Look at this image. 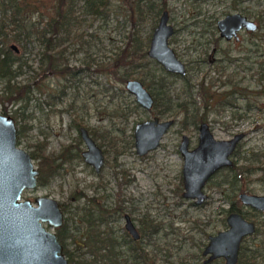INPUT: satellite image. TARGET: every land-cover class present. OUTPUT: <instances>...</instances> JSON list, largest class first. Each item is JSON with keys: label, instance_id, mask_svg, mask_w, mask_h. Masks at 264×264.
Listing matches in <instances>:
<instances>
[{"label": "rangeland", "instance_id": "rangeland-1", "mask_svg": "<svg viewBox=\"0 0 264 264\" xmlns=\"http://www.w3.org/2000/svg\"><path fill=\"white\" fill-rule=\"evenodd\" d=\"M136 1L108 0L106 9L96 16L87 13L83 2L78 1L69 33L60 34L54 49L58 68H70L74 74L37 71L38 53L42 49L37 41L32 40L25 46L13 39L0 43V49H10L14 44L18 52L11 49L12 55L31 66H23L22 73L14 80L32 88L24 111L26 119L17 123L20 130L17 145L29 154L36 152L39 143L44 145L45 153L55 157L62 152L66 155L64 160L57 159L61 165L53 176L23 191L21 198L35 205L36 197L48 196L65 205V246L79 256L75 262H80V258L96 259L95 264H107V260L96 258L98 252L92 249L90 231L83 219L85 212L91 211L93 217L106 215L107 219L97 228L112 236L111 232L125 223L123 214L113 209L119 200H127L123 211L132 213L136 223L144 218L151 223L146 230L152 231L147 238L146 264H201L204 259L201 252L208 236L227 228L225 211L234 203L257 227L241 246L247 255L256 256V264H264V212H255L237 200L241 190L264 195L261 180L264 172V0H241L239 5H234L236 0H147L142 3L141 17ZM199 8L204 13L196 15ZM163 10L168 12V22L174 29L168 45L186 65V75L180 77L165 71L147 54L135 59L132 65L117 64L116 54L125 49L133 51L136 41L147 51ZM235 11L247 13L250 19L262 13V22L257 32L241 33L240 44L246 45V51L231 52V57L241 54L248 59L225 62L217 71L207 61L213 46L212 19ZM24 16L35 25L42 24L36 12L28 11ZM217 45L226 48L231 44L218 42ZM125 70L130 74L121 80ZM36 71L41 76L37 82ZM128 79L142 81L152 93L164 83L166 95L171 99L170 107L164 110L162 106H153L151 110H144L126 90ZM207 93L210 97L205 98ZM183 103L189 107L188 114L180 106ZM2 106L13 116V110L21 105L0 101V113ZM153 117L173 119L174 124L158 148L139 156L134 146V126ZM201 120L209 123L219 140L243 133L232 155L243 175L232 192L223 183L231 180L232 173L219 171L205 185L206 201L196 205L192 199L182 196V159L177 148L183 134L188 136L190 147L196 146ZM78 122L82 125L77 126ZM81 126L88 129L103 150L105 163L99 173L81 156L85 150L79 136ZM38 161L33 159L35 167ZM125 180L132 182L121 192L120 185ZM98 206L109 212L99 214ZM43 225L53 230L46 223ZM118 232L122 234L121 230ZM123 252L119 261L132 264V259L126 258L127 252ZM212 264H223V260Z\"/></svg>", "mask_w": 264, "mask_h": 264}, {"label": "water", "instance_id": "water-1", "mask_svg": "<svg viewBox=\"0 0 264 264\" xmlns=\"http://www.w3.org/2000/svg\"><path fill=\"white\" fill-rule=\"evenodd\" d=\"M168 21L169 14L163 10L153 29L146 54L161 64L165 71L184 76L185 64L168 45V39L174 32ZM243 26L248 30L255 29L253 22L239 14L227 15L218 22L221 35L226 38ZM10 47L17 51L14 44ZM125 88L142 108H152L153 97L141 81L128 79ZM172 124V119L159 120L157 117L136 123V153L144 155L156 148ZM198 131V145L189 150L188 137L184 134L179 150L184 158L183 195L201 203L206 197L201 190L203 185L217 169L232 165L231 154L243 134H236L228 140L215 139L207 122L200 123ZM79 135L85 145V150L81 152L84 162L99 172L104 164L102 149L86 128L80 127ZM16 136L14 119L0 114V264H68L55 232L64 222L59 202L48 196L36 197L35 205L29 199L21 200L23 190L36 186L39 171L33 166L30 154L16 146ZM239 199L244 205L264 210L263 195L241 193ZM226 222V230L209 236L202 252L209 255L205 263L223 258L225 264H236L243 238L255 232V224L239 213L229 214ZM44 223L53 230H48ZM126 227L137 236L129 220Z\"/></svg>", "mask_w": 264, "mask_h": 264}, {"label": "trees", "instance_id": "trees-1", "mask_svg": "<svg viewBox=\"0 0 264 264\" xmlns=\"http://www.w3.org/2000/svg\"><path fill=\"white\" fill-rule=\"evenodd\" d=\"M78 1L83 2V7L85 11L91 15H99L102 13L104 9H106L108 5V0H2L0 2V43L4 41H8L13 39L16 42H21L24 46L34 40L42 46L39 54V66L37 71H41L46 73L47 71H51L54 74H62L63 72L74 74L70 68H58L55 62L54 56V47L56 45L57 40H59V36L61 33H69V28L71 21L73 20V14L75 11V7ZM143 2H147V0H137L136 1V9L139 17L142 16L144 12ZM150 9V8H149ZM36 12L40 16V21L42 24L35 25L31 23L24 14L26 12ZM264 18V17H263ZM131 41H135L132 37L129 38ZM61 53L63 50L60 51ZM118 57L117 64H130L133 63L135 59L144 58L146 55V50L143 46H141L137 41L134 44L133 51L122 50L121 53L116 54ZM23 66L31 68V66L27 65V61L23 60L20 57L14 56L11 53L9 48L0 49V82L3 83L2 88H0L1 95L3 98L0 100L2 104L4 102H12L16 104L18 102L23 103V106L16 108L13 111L15 118L24 121L26 117L24 116L25 108L30 100V93L32 88L29 84L19 85L15 83V77H17L20 73H22ZM35 72L37 78H35V82L40 79L39 72ZM130 74L129 70H125L124 76L120 79L124 80ZM40 76V77H38ZM187 89H190V85L185 84ZM64 90H62V93ZM154 96V106L163 107L164 110L168 109L171 103V99L167 97L165 91L164 83H161L159 89H153ZM210 97L208 93L205 98ZM48 103V102H47ZM186 114H188L187 104H180ZM3 114H6V107L2 106ZM194 115V114H193ZM77 126L82 125V123L78 122ZM35 159H39L38 167H39V182L42 184L47 181L51 176H53L60 165L57 163V159L61 158L64 160L66 155L64 152L60 153L58 156H53L51 154L45 153L44 145L41 144L40 148L32 153ZM230 171L231 180L230 184L236 183L239 178L243 175V172L240 171L237 166H233L232 168L227 169ZM261 180L264 181V172H262ZM97 212L101 215H105L106 211L104 208L98 206ZM231 210H233L231 208ZM104 216L98 217L102 219ZM90 221V220H89ZM87 227L93 236V242L95 244H100V248L102 245H105L108 250L112 251V237L108 233L105 235L102 231H100L96 227V223H87ZM65 228L64 225L62 228L57 230V238L64 246L63 252L64 255L69 258L70 264H95L97 261L90 260V262L85 261L80 258V262H75L79 259L73 252H68L67 248L64 245L65 240ZM152 233V231H151ZM98 258V257H96ZM256 256L255 255H247L243 248L241 247L239 259L237 264H256ZM110 260V259H109ZM95 261V262H94ZM108 263V261H107Z\"/></svg>", "mask_w": 264, "mask_h": 264}, {"label": "flooded vegetation", "instance_id": "flooded-vegetation-1", "mask_svg": "<svg viewBox=\"0 0 264 264\" xmlns=\"http://www.w3.org/2000/svg\"><path fill=\"white\" fill-rule=\"evenodd\" d=\"M241 0H236V2H235V4L234 5H239V4H241ZM231 7H232V5H231ZM197 12H196V15H201V14H203L204 12L199 8L198 10H196ZM262 13H264V12H262ZM261 13V14H262ZM230 14H239V15H241V16H243V17H245L247 20H249V21H251V22H253V24L255 25V29H253V30H248V29H246V27H241L239 30H237L236 31V33L234 34V35H232L230 38H226V37H224V36H222L221 35V31L219 30V28H218V22H219V20H221V19H223L225 16H227V15H230ZM261 14H259L258 13V15H257V17H255V18H249V15H247V13H245V15L242 13V12H240V11H235V12H226V13H224L223 15H222V17H218V18H216V17H213V19H212V21H213V24H212V27H211V29H210V35H212L213 37H214V39H213V37L212 36H210V38L212 37V41H211V44H213V46L211 47V49H210V53L208 54V63L211 65V67L213 68V69H215V70H217V71H219L220 69H222L223 67H224V63L225 62H230V63H232V62H235V61H237V60H246V59H248L246 56H240L241 54H238V55H236L237 56V58L236 57H231V52H234V51H237V52H244V51H246V45H242V44H240V42H241V33H245V34H247V33H255V32H257L258 31V29H259V27H260V22H262V19H261ZM212 17V16H211ZM209 32V31H208ZM56 42V45H55V47H57L58 46V40L57 41H55ZM218 42H224L225 44H231L230 46H227L226 48H220V47H218ZM235 43H237V44H235ZM232 45H233V47H232ZM55 47H54V49H55ZM12 48L10 47V50H11ZM13 50V49H12ZM15 51V50H14ZM15 52H18V50L17 51H15ZM53 53H54V51H53ZM61 53V52H60ZM219 54V55H218ZM54 56H55V53H54ZM55 58V57H54ZM201 61V60H200ZM54 64H56L57 65V67H58V62H57V60H56V58H55V62H54ZM218 64H220V65H222L221 67H219V66H217ZM185 67H186V65H185ZM65 68V67H64ZM186 73H187V71H186ZM172 74V73H171ZM176 75V74H175ZM179 76V75H178ZM185 76V75H184ZM184 76H180V77H184ZM140 81V80H139ZM142 82V81H141ZM230 82V81H229ZM144 85V84H143ZM145 87V86H144ZM146 88V87H145ZM147 89V88H146ZM148 90V89H147ZM149 91V90H148ZM150 92V91H149ZM150 94L152 95V97H153V100L155 101V99H154V96H153V94H152V92H150ZM10 103H12V102H10ZM17 104V103H16ZM19 104L21 105V106H23V103H21V102H19ZM12 105H14L13 103H12ZM139 105V104H138ZM140 106V105H139ZM153 106H154V102H153ZM153 106H152V108H153ZM20 107V106H19ZM19 107H17V108H19ZM141 107V106H140ZM142 108V107H141ZM151 108V109H152ZM16 109V108H15ZM144 109V108H143ZM151 109H149V110H151ZM144 110H146V109H144ZM14 111V110H13ZM1 115H4V116H10V117H12L13 119H14V122H15V126H16V128H17V123H18V120L19 119H17V118H15V116L13 115V116H11V115H8V113H7V111H6V114H3L2 112L0 113ZM193 119L196 117V115H192L191 116ZM154 118V117H153ZM152 119V118H151ZM173 120V119H172ZM142 122V121H141ZM202 122H205L204 120H201V122L200 123H202ZM199 123V124H200ZM208 123V122H207ZM173 124H174V120H173ZM172 124V125H173ZM199 124H198V127H199ZM209 124V123H208ZM171 125V126H172ZM170 126V127H171ZM82 127V126H81ZM135 127V126H134ZM210 127V126H209ZM80 128V127H79ZM85 128V127H84ZM87 129V128H86ZM88 130V129H87ZM197 130H198V128H197ZM210 130H211V128H210ZM168 131V130H167ZM166 131V132H167ZM212 132V131H211ZM88 133H89V131H88ZM198 133H199V131H198ZM198 133H197V144H196V146L198 145ZM18 134H20V130H18L17 129V136H16V146L18 147V148H20L18 145H17V137H18ZM90 134V133H89ZM213 134V133H212ZM237 134H239V133H237ZM243 134V133H242ZM91 135V134H90ZM165 135V134H164ZM163 135V136H164ZM184 135V134H183ZM182 135V136H183ZM236 134H234L232 137H234ZM80 136V135H79ZM163 136H162V138H163ZM182 136H181V139H182ZM214 136V135H213ZM92 137V136H91ZM133 137H134V131H133ZM188 137V136H187ZM231 137V138H232ZM243 137H244V135H243ZM243 137L240 139V141L243 139ZM81 138V137H80ZM93 138V137H92ZM162 138H161V140H160V142L162 141ZM215 138V137H214ZM230 138V139H231ZM216 139V138H215ZM228 140V139H227ZM240 141L237 143V145H236V148H235V150L233 151V153L231 154V160H232V155L235 153V151H236V149H237V147H238V145H239V143H240ZM160 142H159V145H160ZM180 143H181V140H180ZM180 143H179V145H180ZM159 145L156 147V148H158L159 147ZM179 145H178V148H177V152L180 154V156H181V159H182V168H183V163H184V158H183V155L181 154V152H180V150H179ZM40 144L38 143L37 144V150L40 148ZM135 146V145H134ZM196 146H194V147H190L189 146V138H188V149L189 150H192V149H194ZM156 148H154V149H152V150H149L146 154H148L149 152H151V151H153V150H155ZM22 149V148H21ZM22 150H24V149H22ZM36 150V151H37ZM25 151V150H24ZM103 151V150H102ZM27 152V151H26ZM28 153V152H27ZM33 153V152H32ZM32 153L30 154V156H31V160H32V163H33V159H34V157H33V155H32ZM29 154V153H28ZM104 154V153H103ZM146 154H144V155H146ZM144 155H139V156H144ZM39 160V159H38ZM232 165L231 166H223V167H221V168H219V169H217L215 172H213L212 173V175L207 179V181L205 182V184L203 185V187H202V192H203V194L206 196L205 198H204V200L201 202V203H196L195 201H196V199L195 198H187V197H184V192H185V189H184V191H183V193H182V196L184 197V198H187V199H192L193 201H194V204H196V205H200V204H202V203H204L205 201H206V199L208 198V196H207V194L205 193V191H204V188H205V185L212 179V177L213 176H215L219 171H222V170H226V171H229V170H227V169H229V168H232L234 165H235V163H234V161L232 160ZM104 163H105V156H104ZM89 165V164H88ZM33 166L35 167V165L33 164ZM91 166V165H90ZM103 166H104V164H103ZM102 166V167H103ZM92 167V166H91ZM35 168H37L38 169V171H39V167H35ZM102 169V168H101ZM101 169H100V171H101ZM94 170V169H93ZM99 171V172H100ZM99 172H96V173H99ZM40 174V173H39ZM181 177H182V185H183V188H184V183H183V176H182V170H181ZM239 181V180H238ZM237 181V182H238ZM131 182H132V180H125L121 185H120V189H121V192H123L130 184H131ZM230 182V180L228 181V180H225L223 183H226V185H229L230 186V189L231 190H233L232 192H234L235 190H234V187H235V184L236 183H233V184H230L229 183ZM39 183V175H38V181H37V184ZM119 183H121V182H119ZM36 184V185H37ZM34 188V187H33ZM32 189V188H31ZM26 190V189H25ZM25 190H23V191H25ZM241 193H247V194H250V195H257V194H251V193H248V192H246V191H243V190H241L239 193H238V195H237V200L243 205V206H245V207H247V208H249V209H251V210H253V211H255V212H260V213H262V212H264V210H257V209H255V208H253V207H251V206H249V205H244L241 201H240V199H239V195L241 194ZM22 194H23V192L21 193V197H22ZM264 196V195H263ZM225 200H228V197H227V195L225 194ZM21 200H22V198H21ZM89 201H91V202H95V199H89ZM126 201L127 200H124V199H122V200H119L118 201V206H116L117 208L115 209H113V212H118V213H121V214H123V216H124V218H125V223H124V225H123V227L121 228H119V226H117V228H115V231H113V232H111L112 233V251L111 250H108V248H106V246L105 245H102L101 247L102 248H100V244H95L94 245V238H93V236H92V234H91V232H90V235H89V237H90V240H91V244H92V246H93V251H96V252H98V253H95V254H97V256H98V258H101V259H105V260H107L108 261V263L107 264H122L120 261H119V258L121 257V252L122 251H124L123 253H125V252H127V259H132V264H146V259H147V252H146V249H147V246H148V240H147V238L148 237H150L151 236V231L149 230L148 232H146V230L148 229V227L149 226H151V223H150V221L149 220H147V219H141V220H139L138 221V223H136L137 222V220L132 216V213H129V212H126V211H123L124 209H125V206H124V204L123 203H126ZM59 205H60V207H61V209H62V211L64 210V206L65 205H63V204H60L59 203ZM231 208L233 209V210H231ZM105 211H106V214L109 212V210H107V209H105ZM226 219H227V217H228V215L229 214H231V213H239V214H241L242 215V217H244L246 220H248V221H251V220H249L248 218H247V216H245L244 214H243V212L241 211V210H239L238 208H237V206L234 204V203H232V204H230L229 205V207H228V209H226ZM64 214V213H63ZM83 219L86 221V223H96V227L95 228H97V226L101 223V222H104L107 218H106V215L102 218V219H100V218H98V217H93V213L91 212V211H88V212H85V215L83 216ZM225 219V220H226ZM66 221V219H65V215H64V219H63V221ZM90 220V221H89ZM130 221V223L133 225V227H134V229H135V231H136V233H137V236H134V234L132 233V232H130V230H128L127 229V227H126V225H127V221ZM65 221L63 222V225H62V227L64 226V225H66V223H65ZM251 222H253L254 224H255V222L254 221H251ZM137 224H139V226L137 225ZM226 224H227V222H226ZM62 227H60V228H62ZM60 228H58V229H60ZM227 228H228V224H227ZM226 228V229H227ZM58 229H56V235H57V230ZM225 229V230H226ZM89 230V229H88ZM121 230V235L119 234V232L118 231H120ZM101 231V230H100ZM257 231V227H256V224H255V232ZM103 232V231H102ZM219 232V231H218ZM254 232V233H255ZM104 233V232H103ZM115 233V237H114V234ZM253 233V234H254ZM252 235V234H251ZM209 236H211V235H209ZM209 236H208V238H209ZM250 236V235H249ZM246 237H248V236H245L244 238H243V240L246 238ZM243 240H242V242H243ZM242 242H241V244H242ZM61 243V242H60ZM208 244V241H207V243H206V245ZM64 245H65V240H64ZM205 245V246H206ZM63 246V245H62ZM205 246H204V248H205ZM66 247V246H65ZM241 245H240V250H241ZM63 248H64V246H63ZM67 248V247H66ZM203 248V249H204ZM203 249H202V252H203ZM67 250H68V252L70 253V252H73L74 253V251L73 250H69L68 248H67ZM240 250H239V254H240ZM103 251H105L104 253H102ZM202 252H201V254H202ZM102 253V254H101ZM202 256L204 257V259H203V261H202V263L201 264H212L214 261H216V260H223V264H225V260L223 259V258H216V259H214V260H212L211 262H207V263H205L204 261L208 258V254L207 255H203L202 254ZM66 257V256H65ZM67 258V257H66ZM70 258V257H69ZM69 258H67V262H68V264H70L69 263ZM110 259V260H109ZM127 259L124 261V262H126L127 261ZM238 259H239V257H238ZM88 262H90V260H87ZM238 262V261H237ZM237 264V263H236Z\"/></svg>", "mask_w": 264, "mask_h": 264}]
</instances>
